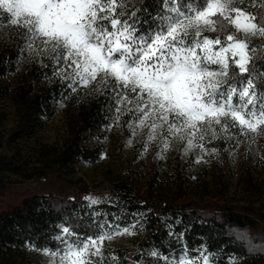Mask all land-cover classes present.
Returning <instances> with one entry per match:
<instances>
[{"label":"trees","instance_id":"obj_1","mask_svg":"<svg viewBox=\"0 0 264 264\" xmlns=\"http://www.w3.org/2000/svg\"><path fill=\"white\" fill-rule=\"evenodd\" d=\"M207 1L91 0L80 22L109 61L132 66L151 47L189 49L203 72L201 97L230 102L244 116L264 111V0H231L251 18V36L217 14L197 28L192 17ZM228 37L248 51L242 66ZM147 102L108 71L82 78L60 39L0 6V264H46L44 249L125 228L133 249L103 242L83 264H174L181 254L205 264H264V126L249 136L227 115L199 122V131L176 129L178 115L154 118L153 141L134 143L144 180L108 175L105 196L90 195L99 183L82 167L100 160L107 135L123 148Z\"/></svg>","mask_w":264,"mask_h":264},{"label":"rangeland","instance_id":"obj_2","mask_svg":"<svg viewBox=\"0 0 264 264\" xmlns=\"http://www.w3.org/2000/svg\"><path fill=\"white\" fill-rule=\"evenodd\" d=\"M0 6L14 18H21L32 24L41 34L60 39L69 49L78 74L85 78L98 70L112 73L119 80L138 86L148 99L142 118L133 125L132 135L125 140V146L118 148L115 140L105 136L103 154L98 162L82 167L80 173L90 182L99 186L91 191L93 197H104V180L108 175L133 174L138 182L144 180L146 166L144 158L135 157L134 143H151L155 135L156 118L164 119L168 114L181 116L176 129L199 131L198 123L209 118L218 119L223 115L232 118L244 132L254 136L264 126V111L242 115L230 102L207 101L200 96L197 88L203 72L190 62L191 51L183 47H169L156 52L151 47L144 52L142 61L126 65L121 61L104 59L97 48L88 43V30L80 20L91 12V0H0ZM217 14L228 20L236 30L251 36L255 33L251 18L232 8L231 0H208L204 9L195 12L192 22L197 28L208 25L210 15ZM173 28H169L171 32ZM226 49L233 52L236 62L243 65L248 51L240 41L228 37ZM161 49V47H160ZM214 80L223 77L220 73L209 72ZM155 118V119H154ZM55 121V122H54ZM58 120H53L56 123ZM161 121V120H160ZM45 130L52 133V126ZM135 157V158H134ZM133 235L128 228L107 237L88 238L81 245H67L61 251L42 250L46 264H83L88 251L100 243L121 245L133 249ZM174 264H205L204 259H192L184 254Z\"/></svg>","mask_w":264,"mask_h":264}]
</instances>
